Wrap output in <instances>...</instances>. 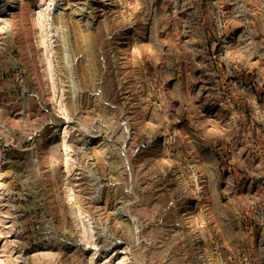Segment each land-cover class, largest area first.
<instances>
[{
	"label": "rangeland",
	"instance_id": "374dc122",
	"mask_svg": "<svg viewBox=\"0 0 264 264\" xmlns=\"http://www.w3.org/2000/svg\"><path fill=\"white\" fill-rule=\"evenodd\" d=\"M245 64L264 115V0H0V264H264Z\"/></svg>",
	"mask_w": 264,
	"mask_h": 264
},
{
	"label": "crops",
	"instance_id": "0c3cea01",
	"mask_svg": "<svg viewBox=\"0 0 264 264\" xmlns=\"http://www.w3.org/2000/svg\"><path fill=\"white\" fill-rule=\"evenodd\" d=\"M245 52V51H244ZM249 65H244L245 74L247 69H249ZM242 79L247 80V74L244 78H241V84L245 85L244 88L240 87V90L243 91L244 96L242 93H238L234 91V89H229L228 92V130H229V137H230V146L231 152L233 153H242L243 151H248V147L252 145V135H253V119L254 117H261L264 118V115L260 114H253L252 110L248 107L249 104L252 103V89L251 87L247 88V83ZM238 81V80H237ZM250 92V93H249ZM204 118V117H203ZM226 117H213V121H220V122H227ZM216 126H214V129ZM238 139H244L245 144L238 146ZM248 143V144H247ZM249 153V151H248ZM239 161H235L237 164ZM247 163V162H245Z\"/></svg>",
	"mask_w": 264,
	"mask_h": 264
}]
</instances>
